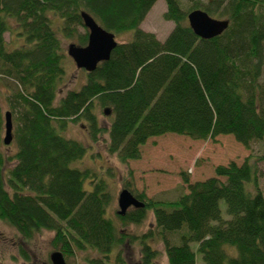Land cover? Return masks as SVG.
Here are the masks:
<instances>
[{"label":"trees","instance_id":"1","mask_svg":"<svg viewBox=\"0 0 264 264\" xmlns=\"http://www.w3.org/2000/svg\"><path fill=\"white\" fill-rule=\"evenodd\" d=\"M156 1L0 0V218L26 238L53 231L65 257L95 250L87 264H130L125 248L135 242L140 264H162L152 239L163 242L169 264H198L199 253L205 264H264V151L218 165L205 180L183 173L188 190L171 200L138 190L130 170L124 188L145 205L117 217L125 227L154 215L153 227L130 233L109 214V182L76 165L88 146L61 133L67 122L85 120L95 140L109 133V151L124 162L141 158V145L165 132L195 140L232 134L248 149L264 141V0H165V18L175 26L163 41L141 26ZM194 9L228 20V28L199 37L188 21ZM83 12L116 37H133L58 99L67 74L60 35L87 45ZM13 31L11 46L6 33ZM98 106L113 113L110 127L100 123ZM7 111L17 147L11 154L4 149Z\"/></svg>","mask_w":264,"mask_h":264},{"label":"rangeland","instance_id":"2","mask_svg":"<svg viewBox=\"0 0 264 264\" xmlns=\"http://www.w3.org/2000/svg\"><path fill=\"white\" fill-rule=\"evenodd\" d=\"M203 1L206 2L207 0ZM191 5L192 3L186 2L185 8ZM166 11V1L157 0L144 22L141 23L143 29L154 32L162 41L167 38L175 26L173 21H167L165 18ZM54 18L58 26L60 18L58 16ZM80 31L85 32L87 29L81 27ZM133 33V31L126 32L117 36L116 39L118 42L127 41L133 37ZM60 37L62 38L63 49L67 54V74L60 84L58 99L70 89H79L87 78L85 69L77 67L73 57L68 54L71 44L79 45L78 39L67 38L62 34ZM16 38V31L6 33V41L10 42L11 46L15 44L11 43L10 40ZM95 111L102 126L110 127V123L114 119L113 113H105L104 108L100 106ZM67 123L66 130H60L61 133L88 146L87 154L76 165L84 169L96 170L100 177H104L109 182V188L113 194L109 214L116 219L119 227L124 226L116 214L119 210L118 199L124 188L123 182L130 170L134 172V183L138 190H145L149 197L171 200L177 198L181 192L188 190L183 180V173H189L192 182L205 180L215 175V169L218 165H227L232 161L242 164L251 153L261 155L264 151V141L254 142L252 147L248 149L232 134L219 135L207 140H195L178 133L165 132L150 136L147 142L141 145V158L124 162L119 153L109 151L108 132H104L95 140L88 131L85 120ZM16 148L14 143L6 145L4 149L8 154H11L16 151ZM13 164V162H8L7 167H11ZM259 167L261 187L264 189V161L260 163ZM89 184V182L86 183L88 188ZM222 208L226 212V201L222 202ZM152 213V211L147 213V219L142 224L125 225V231L130 233L147 231L154 226ZM53 237V231L43 229L35 233L32 238H26L9 222L0 218V264H53L51 255L57 251L52 243ZM151 243L160 250L159 259L161 263L169 264L163 242L158 241L157 243L152 239ZM228 250L231 253H236L235 247L228 246ZM125 251L130 264H140L141 247L138 242L126 246ZM88 255L95 256L97 253L95 250L78 251L74 256L65 257V260L68 264H87L84 258ZM198 264H205L203 255L200 253L198 254Z\"/></svg>","mask_w":264,"mask_h":264},{"label":"water","instance_id":"3","mask_svg":"<svg viewBox=\"0 0 264 264\" xmlns=\"http://www.w3.org/2000/svg\"><path fill=\"white\" fill-rule=\"evenodd\" d=\"M84 24L89 30V41L85 46L71 44L68 54L73 57L77 67L86 71H94L102 61L110 59L113 49L118 44L116 35L100 26L94 16L88 12H83ZM188 21L192 29L199 37L211 39L222 34L229 26V21L215 18L207 11L194 9L188 13ZM105 113H111V110L105 109ZM11 111L6 112V132L4 143L9 145L13 141V119ZM119 214L124 215L132 207L144 206L145 203L138 199L129 189L124 188L120 192ZM64 254L57 250L51 255L53 264H68Z\"/></svg>","mask_w":264,"mask_h":264},{"label":"crops","instance_id":"4","mask_svg":"<svg viewBox=\"0 0 264 264\" xmlns=\"http://www.w3.org/2000/svg\"><path fill=\"white\" fill-rule=\"evenodd\" d=\"M128 161H130V160H128Z\"/></svg>","mask_w":264,"mask_h":264}]
</instances>
